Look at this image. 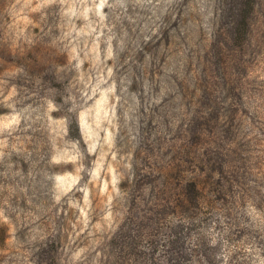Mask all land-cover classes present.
<instances>
[{
	"label": "rangeland",
	"instance_id": "rangeland-1",
	"mask_svg": "<svg viewBox=\"0 0 264 264\" xmlns=\"http://www.w3.org/2000/svg\"><path fill=\"white\" fill-rule=\"evenodd\" d=\"M178 257L264 264V0H0V264Z\"/></svg>",
	"mask_w": 264,
	"mask_h": 264
},
{
	"label": "trees",
	"instance_id": "trees-1",
	"mask_svg": "<svg viewBox=\"0 0 264 264\" xmlns=\"http://www.w3.org/2000/svg\"><path fill=\"white\" fill-rule=\"evenodd\" d=\"M187 181H188V187L186 188V193H187L186 194V200L189 202L188 211H190L189 212L190 219L193 220V217L197 215V212L192 209L193 207L190 204L197 203V199H199L203 196V195H200L201 190H202V186L199 183L200 182L199 177H195V176L189 177ZM192 220H190V222ZM190 222H188V223H190ZM194 262H195V259L191 260L189 258L186 259V262L185 261L183 262V260L179 257L178 258H171L169 260V264H184V263H190L191 264ZM198 262H199V260H198Z\"/></svg>",
	"mask_w": 264,
	"mask_h": 264
}]
</instances>
